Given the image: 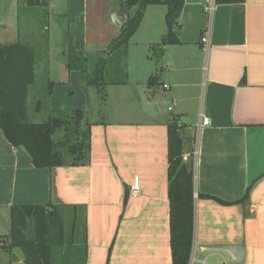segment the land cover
Masks as SVG:
<instances>
[{
  "label": "crops",
  "instance_id": "crops-1",
  "mask_svg": "<svg viewBox=\"0 0 264 264\" xmlns=\"http://www.w3.org/2000/svg\"><path fill=\"white\" fill-rule=\"evenodd\" d=\"M204 2L184 0L174 30L178 43L169 45L160 44L166 23L165 30L144 29L150 14L162 12L161 5L147 6L121 60L124 82L107 84L102 102L86 86V74L66 69L68 40L84 55L104 50L125 22L114 25L110 12L124 2L48 0L46 18L66 19V43L61 60L48 48L39 61L36 55L29 116L40 120L43 107L85 111L89 162L36 168L0 128V240L8 247L0 249V264H24L21 249L8 246L11 208L47 204L62 207L74 244L85 245V264H171L167 124L173 116L194 181L189 264H232L229 252L204 245H242L243 264H264V0L214 4L211 14ZM0 7V45L22 42L34 51V44L48 45L32 19L43 8L25 0H3ZM21 14L27 15L22 33ZM38 68L43 82L35 87ZM151 77L156 83L148 84ZM102 109L112 116L96 117Z\"/></svg>",
  "mask_w": 264,
  "mask_h": 264
},
{
  "label": "trees",
  "instance_id": "trees-1",
  "mask_svg": "<svg viewBox=\"0 0 264 264\" xmlns=\"http://www.w3.org/2000/svg\"><path fill=\"white\" fill-rule=\"evenodd\" d=\"M131 11L119 35L93 56L84 55L68 40L66 69L86 74V86L106 98V85L123 83L121 66L132 36L138 29L149 5H165L166 34L161 45L178 43L174 30L178 27L184 0H121ZM244 0H214V4L241 3ZM27 7L43 8L48 16V0H25ZM36 54L32 46L16 42L0 45V128L15 147H23L36 168L86 165L90 153V122L86 112L77 109L42 108L40 120L30 118L27 108L28 88L35 84ZM151 77L148 84L156 83ZM41 102H36L40 107ZM178 121L171 117L167 124V178L170 203L171 264H189L194 238V181L182 158V140ZM202 197H210L199 195ZM212 198V197H211ZM244 196L238 202H243ZM221 203L222 200L216 199ZM62 207L17 205L10 211V247L21 249L24 264H85V245L73 243V228L65 244L61 237L65 217ZM74 224V216L70 219ZM72 224V223H71ZM72 224V226H73ZM56 230V232H55ZM33 232L32 237L26 232ZM83 242V241H82ZM8 247L2 245L0 249ZM68 256L63 260V256Z\"/></svg>",
  "mask_w": 264,
  "mask_h": 264
},
{
  "label": "rangeland",
  "instance_id": "rangeland-1",
  "mask_svg": "<svg viewBox=\"0 0 264 264\" xmlns=\"http://www.w3.org/2000/svg\"><path fill=\"white\" fill-rule=\"evenodd\" d=\"M3 0H0V3L2 2ZM158 7H161V14L159 13H152V15L150 14V17L148 19V21L146 20V25L144 27V29H148V28H151V27H155V28H158L159 25H161V27L165 30V22H164V14H165V11L167 10L166 6L165 5H161V6H158ZM1 9V7H0ZM23 15V16H22ZM21 18H20V24H19V27H20V32H25V28H26V25H27V22L25 20H23L24 18H26V14H21ZM32 19H34L33 23H34V29L35 27L39 30L42 31V34L45 33V37L48 36V45H35L34 44V47H35V51H36V55L38 56V61L41 59V56L44 55L47 51L46 50H50L51 52V57L52 59H55V60H61L62 57H61V51L63 49V47L65 46V43H66V19L63 17V16H54L53 14L51 16H49V18H44L43 17V14L41 15H38L37 17H32ZM48 23V26L50 27L48 30L47 29H43V26ZM36 29V30H37ZM38 30V31H39ZM47 30V31H46ZM143 33V32H142ZM145 33V32H144ZM141 35V33H140ZM41 36V35H40ZM44 35H43V39L45 38ZM65 37V38H64ZM47 38V37H46ZM24 40V39H23ZM48 48V49H47ZM43 82V77H42V73L41 71L39 70V68L37 69V78H36V86L35 87H38L39 85H41V83ZM32 90L30 91V95H29V100H28V106H29V109L32 111L31 107H33V104H32ZM30 111V112H31ZM96 117L98 118H110L112 116V114L108 113L106 109H102L101 111H99V113H96L95 114ZM93 114V116H95ZM67 222H65L66 224ZM64 224V229L62 230V239H63V242L65 241V244L67 243L68 239H69V232L66 228ZM78 228H79V232H80V226L78 225ZM56 232V230H55ZM33 233V232H32ZM32 233L31 232H26L25 234L29 237H32ZM78 243H80V235L78 234V237L75 239ZM74 243V241H73ZM16 253L17 255H20L21 254V251L20 250H16ZM63 256V260H67L66 258L68 257L67 255ZM18 261V260H17ZM15 261L13 264H18V262Z\"/></svg>",
  "mask_w": 264,
  "mask_h": 264
},
{
  "label": "water",
  "instance_id": "water-1",
  "mask_svg": "<svg viewBox=\"0 0 264 264\" xmlns=\"http://www.w3.org/2000/svg\"><path fill=\"white\" fill-rule=\"evenodd\" d=\"M129 17L128 6L123 3L119 10L113 8L110 12L111 22L119 26ZM205 249H220L229 252L232 255V264H243V247L242 245H204Z\"/></svg>",
  "mask_w": 264,
  "mask_h": 264
},
{
  "label": "built area",
  "instance_id": "built-area-1",
  "mask_svg": "<svg viewBox=\"0 0 264 264\" xmlns=\"http://www.w3.org/2000/svg\"><path fill=\"white\" fill-rule=\"evenodd\" d=\"M214 8V1L213 0H205L204 2V7L203 10L205 13L207 14H211V12L213 11ZM201 42L204 44V46L208 45V39L206 35H203L201 37ZM208 124V119L206 117H203L202 119V125H207ZM139 178L138 177H134L133 179V184L131 186V194L132 195H136L139 192ZM2 240H0V246H2ZM204 264V262L202 263Z\"/></svg>",
  "mask_w": 264,
  "mask_h": 264
}]
</instances>
